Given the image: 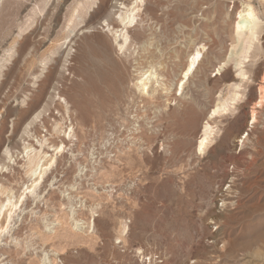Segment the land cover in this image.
Instances as JSON below:
<instances>
[{
	"label": "rangeland",
	"instance_id": "rangeland-1",
	"mask_svg": "<svg viewBox=\"0 0 264 264\" xmlns=\"http://www.w3.org/2000/svg\"><path fill=\"white\" fill-rule=\"evenodd\" d=\"M133 1L0 0V162L6 161L7 146L22 148L23 130L40 109L46 118L45 126L32 124L37 134L53 132L55 121L67 114L65 101L76 129L73 155L60 157L59 181L46 195L51 206L29 201L21 229L1 238L8 244L1 264H46L39 258L51 249L63 253L56 264H147L149 255H156L153 264H264V100L255 108L252 98L264 84V0H145L140 23L129 28L141 46L127 57L102 24L120 28L121 7ZM243 4L253 5L262 21L240 82L234 57L221 73L218 67L236 43L234 26ZM198 46L202 60L179 95L174 84ZM135 62L156 67L173 84L171 93H137ZM237 82L241 96L235 109L211 117ZM134 116L142 138L128 142L131 150L120 162L104 163L97 177L103 184L129 183L132 195L115 202L87 192L91 204L72 215L68 208L76 200H66L63 188L86 160L90 139L105 140L117 121L132 127ZM207 120L216 134L197 155ZM18 171L16 178L22 177ZM33 208L40 209L38 221ZM47 211L64 220L56 233L47 234L40 218ZM70 216L84 220L85 234L71 230Z\"/></svg>",
	"mask_w": 264,
	"mask_h": 264
},
{
	"label": "bare ground",
	"instance_id": "bare-ground-1",
	"mask_svg": "<svg viewBox=\"0 0 264 264\" xmlns=\"http://www.w3.org/2000/svg\"><path fill=\"white\" fill-rule=\"evenodd\" d=\"M144 1L145 0H134L131 5H124L121 7L123 10L119 12L118 17H117L120 22V28L116 29L115 27L111 26L110 23L107 22L106 20L102 24L103 27L107 26L108 30H111L112 33L114 34L113 41H114V44L117 50L121 52L122 54H126V53L127 55L129 54L127 57L135 56L137 52V47L139 46V45L137 46L136 42L133 41L129 33V28L135 27L136 25L140 23L141 21L140 11L142 9L141 6ZM235 8L237 9V7ZM237 14H238V17H237V21L235 22L236 24L234 26V31L236 34L235 36L236 43H234L235 41L233 42L234 43L233 48L228 58L224 61L221 60L222 63L220 62V65L218 67V72L221 73V71L226 68L227 63L234 57L235 66L237 67V71H238L237 78L239 79L240 82H242L246 78V70L243 67V65L246 61V58L248 57L250 49L252 48L255 41L258 40L257 28H258L259 22L262 21V18L259 16V14H257L253 5L251 4H246V5L243 4V7L239 10ZM259 27H260V24H259ZM260 42H261L260 48H264V37H263V41L260 40ZM147 43L148 42H146V44ZM202 57H203L202 46H198V48H196L195 51H193L192 53L188 55L186 67L181 73V78L178 80L176 84H174L176 85L175 91L177 92L179 90L180 92L179 95H182V96L184 95L183 93L185 92V86H186L185 83L190 78V75H192L194 71L198 68V65L201 62ZM133 70H134L135 79L132 85L134 86V89L137 93H141V96L151 95L153 93L155 94L158 91H161V94L165 93L167 95L171 93L173 84L167 85L162 80V77L159 74L160 71H157L156 67L152 66V64L151 66L147 68H139L135 62ZM239 87H240V83L237 82L233 84L231 94L227 98H220L218 100L215 107H213V109L210 111L211 117H215L217 115H225L235 109V105L241 96L239 92ZM257 92H258L257 95H252V98L256 100L254 103L255 108L257 107V104L261 105L263 103L264 84H259ZM59 98H61V96H59ZM172 102L169 101V102H166V104H174ZM65 103H66L67 114L66 116L62 117L61 120L55 121V123L53 124V132L51 133L48 132L49 134H44V135L37 134L36 126H33L32 124L38 121L40 124L42 123V125L45 126L44 124H45V118H46L44 116L43 109H40L31 117L30 121L27 123L26 127L23 130V134L20 137L22 148L20 150L17 149L13 151L10 147L7 146L3 152L4 160L6 161H4V163L0 162V254H4L3 250L6 246H8L7 242L1 238L5 237L6 233H9L12 230H15V228H18L19 230L21 229L20 226H22L23 224V217L25 213L28 211V210L26 211L27 209L26 205L29 203L31 199L35 201L37 206L41 201H45V205H47L46 207H48V205L51 206L50 199L47 198L46 195L49 194L51 190L53 191L56 189L55 184H53L54 181H59L57 179L58 177L56 178L55 172L58 170L60 157L64 153H71V155H73V152L71 151V147L73 146L72 141L73 140L75 141L74 138L76 136V129H75V125H72L71 124L72 121H70L71 118L69 114V108L67 105L68 103L66 101ZM255 108H252L251 110V118L253 120L257 118L256 117L257 113H256ZM132 119H133L132 120L133 122L139 121V119H137L135 116ZM118 123H120V125L124 124L122 122L117 121L116 126L118 125ZM124 125L126 126V124ZM110 126L111 125H109V129L106 132L105 141L103 140L100 143L103 142L105 145H107V142L110 141L109 130L114 129V127L111 128ZM215 126L212 125L209 122V120H207L202 125L201 134L199 138L197 139V142L195 145V151L197 155L203 154L206 148L208 147V145L210 144V142L212 141V139L215 137V134H216ZM136 128L137 126L135 127L132 126L128 129L132 130ZM53 136L57 138L56 141L52 139ZM128 137H131V134H129ZM132 139H133L132 142L134 143H136L139 140L138 136H134L132 137ZM91 145L93 146V144ZM130 147L131 146H129V148L127 147L128 149L125 148V150L124 148H121L124 151L121 153L120 157L125 155L127 151H130L131 150ZM76 156H79V155H76ZM119 159L117 161H119ZM18 169L22 170V173H21L22 177L20 178L15 177L19 173ZM78 176L79 175H77L76 173L74 175L75 177L74 181L72 182L79 181ZM48 180H51L52 185L50 182L51 187H49L47 191L46 190L47 187L45 188L44 184ZM108 184H112V183H108ZM128 184L126 183L122 184L120 187L123 190V187ZM130 187L132 189V185H130ZM43 188H45L44 190H46V192H44ZM72 191L74 192V190ZM109 194H112V192H109ZM126 194L128 195L127 191H126ZM131 194L132 192L130 193V195ZM77 197H78L77 194H75L71 198H69L68 201L71 202V200L73 199L76 200ZM122 198L123 196H122V193L120 192V199ZM230 201L231 200H227L226 202L230 203ZM36 210H34V208L31 209L32 211L31 214L35 213L36 214L35 216L37 217L36 220L38 221L39 217L37 213L39 212L40 209H38V211ZM51 216H53V214L52 213L50 214L48 212L46 214L42 213L40 217L42 219L44 226L46 227L45 229H46V232H48L47 234L56 233L57 226L63 225L64 223V220L52 219L50 218ZM71 218L73 219L72 220L73 226L71 225V230H73V232L77 231L81 234L82 233L85 234L86 233L85 229L87 228H86V225L84 224L85 222H83L84 220L79 219L78 216H76V218L72 216ZM18 221H21V223H19ZM17 222L19 224H17ZM16 224H17V227L15 226ZM12 236L10 238H12ZM20 239H19V242H20ZM40 250H38L37 252H39ZM33 251H36V250H33ZM37 252L36 254H38ZM45 252H46L45 256L43 255L44 254L43 253L42 255L44 257H40L39 260L46 264L47 263L49 264L58 263V259H59L58 256L63 254V253H58V251L54 249H51L50 251H45ZM54 255L56 257H53ZM6 263H8V261H6L4 264Z\"/></svg>",
	"mask_w": 264,
	"mask_h": 264
},
{
	"label": "built area",
	"instance_id": "built-area-1",
	"mask_svg": "<svg viewBox=\"0 0 264 264\" xmlns=\"http://www.w3.org/2000/svg\"><path fill=\"white\" fill-rule=\"evenodd\" d=\"M133 123H135L133 127L137 126L138 128L132 129L134 131L129 130L128 125H120V123H118V125L115 126L114 129H110V141L107 142V145H105L103 142L100 143V139H90V142L89 140L87 141L89 143H92L93 146L90 152H87L86 160L76 166L78 170L76 173L77 175H79V181L71 182L70 184L66 183L68 185L63 188V196L66 197V200L71 198L75 194H77L78 196L76 198V204L68 208L69 212H71L72 215L82 212L83 210H85L86 205L91 204V200L89 195H87V192L93 195H104L107 198L114 200L115 202H118L117 199H120V192L122 193L123 197H129L132 195H130V193L132 192L130 185L124 186L122 190V188L116 184H103L98 180L97 177L100 171L103 170L104 163L111 162L112 160L117 161L119 158H121V153L125 150V148H129L130 143L128 142H132V137L138 136L139 139L142 138L140 134V132L142 133V130L140 128L139 122ZM129 134H131V137H128ZM121 148H124V150ZM72 190H74V192ZM126 191L128 195L126 194ZM109 192H112V194H109ZM97 216L98 215L94 216L93 219ZM144 257L147 264H153L152 262H150V260L155 259L156 255H149Z\"/></svg>",
	"mask_w": 264,
	"mask_h": 264
}]
</instances>
